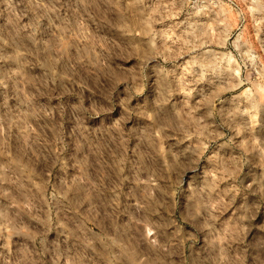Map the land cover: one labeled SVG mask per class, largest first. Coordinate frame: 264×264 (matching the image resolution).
Listing matches in <instances>:
<instances>
[{"label":"clouds","instance_id":"1","mask_svg":"<svg viewBox=\"0 0 264 264\" xmlns=\"http://www.w3.org/2000/svg\"><path fill=\"white\" fill-rule=\"evenodd\" d=\"M0 264H264V0H0Z\"/></svg>","mask_w":264,"mask_h":264}]
</instances>
